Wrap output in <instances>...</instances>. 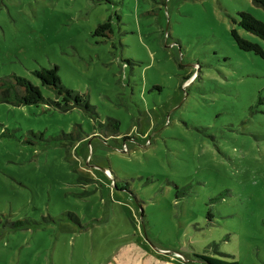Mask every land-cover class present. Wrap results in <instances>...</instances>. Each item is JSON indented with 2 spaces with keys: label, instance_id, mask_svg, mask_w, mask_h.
Instances as JSON below:
<instances>
[{
  "label": "rangeland",
  "instance_id": "1",
  "mask_svg": "<svg viewBox=\"0 0 264 264\" xmlns=\"http://www.w3.org/2000/svg\"><path fill=\"white\" fill-rule=\"evenodd\" d=\"M241 11L264 21L253 0H0V77L62 101L35 74L57 66L94 105L0 102V264H264V55L233 30L264 39Z\"/></svg>",
  "mask_w": 264,
  "mask_h": 264
},
{
  "label": "trees",
  "instance_id": "2",
  "mask_svg": "<svg viewBox=\"0 0 264 264\" xmlns=\"http://www.w3.org/2000/svg\"><path fill=\"white\" fill-rule=\"evenodd\" d=\"M253 1L264 8V0ZM240 16L241 19L239 23L243 28L264 39V21L247 11H241ZM111 32L112 27L110 20L99 23L94 30L95 34L102 36H108ZM233 35L241 48L253 50L264 55V51L259 43L243 37L236 29L233 30ZM35 74L44 85L52 87L62 101L59 99H49L48 102L38 85L25 76L12 74L10 76L0 77V102H9L15 105L47 102L57 105L63 110H69L76 106L84 107L88 110L94 109V105L90 103L84 94L75 89L68 88L63 84L57 66L50 68L44 67L41 70H36ZM118 123L119 122L116 120L114 123L115 128H118ZM195 255L209 264H239V261L235 259L218 258L204 253H196ZM224 255L231 256L226 253H224Z\"/></svg>",
  "mask_w": 264,
  "mask_h": 264
},
{
  "label": "crops",
  "instance_id": "3",
  "mask_svg": "<svg viewBox=\"0 0 264 264\" xmlns=\"http://www.w3.org/2000/svg\"><path fill=\"white\" fill-rule=\"evenodd\" d=\"M172 258H174V257H172Z\"/></svg>",
  "mask_w": 264,
  "mask_h": 264
}]
</instances>
